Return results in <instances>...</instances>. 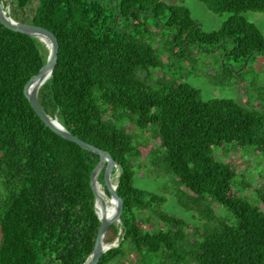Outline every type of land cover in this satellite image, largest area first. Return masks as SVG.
<instances>
[{
  "label": "trees",
  "instance_id": "16d2710c",
  "mask_svg": "<svg viewBox=\"0 0 264 264\" xmlns=\"http://www.w3.org/2000/svg\"><path fill=\"white\" fill-rule=\"evenodd\" d=\"M199 1L231 16L208 30L185 0L10 1L15 20L47 27L59 41L52 76L39 90L43 109L108 151L121 168L124 236L120 223L110 224L105 242H121L97 264H154V258L156 264H188V257L198 264H264V188L247 193L251 183L243 167L216 154L235 143L264 155V105L205 99L187 80L205 75L217 84L222 71L243 74L251 58L264 53V33L243 15L264 13V0ZM210 52H219L212 66L198 68ZM48 53L39 38L0 21V264H83L101 225L91 186L100 155L55 132L25 93ZM150 68L163 72L157 88L137 74ZM179 69L186 70L180 75ZM129 119L142 129L157 125L156 147L163 154L158 161L192 199H213L234 220L202 208L203 226L192 229L196 239L181 251L176 241L186 237L185 220L159 210L165 196L135 185L128 155L137 150ZM148 209L157 218L151 228L141 216Z\"/></svg>",
  "mask_w": 264,
  "mask_h": 264
},
{
  "label": "rangeland",
  "instance_id": "374dc122",
  "mask_svg": "<svg viewBox=\"0 0 264 264\" xmlns=\"http://www.w3.org/2000/svg\"><path fill=\"white\" fill-rule=\"evenodd\" d=\"M165 1L169 3L180 2V0ZM184 3L191 9L193 16L200 20L208 30L220 28L231 16V13L227 11L220 14L214 13L199 0H185ZM243 15L254 22L264 33V13L246 11L243 12ZM218 53L210 52L206 57H201L197 67L200 69L211 67L212 60L215 56H218ZM179 64L185 65L176 62L177 66ZM227 67H230V65H227ZM175 68L172 71H175ZM184 70L186 69H179L178 74L182 75L181 72ZM242 71L243 74L234 72L233 68L232 71L227 69L226 73L222 71V75H219L220 79L216 80L217 84H213L205 75H189L187 80L201 90L205 99L214 97L234 98L239 102L260 100L264 105V53L257 52L251 58L245 70ZM162 73L154 68L149 70L139 69L137 71L138 76L153 88H157ZM126 125L129 126V130L133 135L137 150L136 154L128 155L134 165L135 185L165 196L166 200L159 210L185 220L186 227H184V231L186 237L183 240L176 241L177 247L181 251H186L192 247L190 243L196 239L195 235L189 234L192 229L203 226L204 221L199 212L202 208L213 210L218 216L234 220L233 214L227 206L209 198L196 199V201L192 199L193 194L191 191L181 183L174 173L168 170L164 163L158 161V158H162L163 154L156 147L157 125L151 124L142 129L131 119L127 121ZM216 152L219 159H231L243 167L245 179L251 183V186L246 189L247 193L252 195L257 188H264V155L256 152L254 146L239 148L237 144L229 143L218 147ZM242 178L239 176L240 180ZM180 196L183 198V203H181ZM141 216L148 228L153 227L152 225L157 222L156 214L149 209L145 210ZM147 258H149L148 255ZM152 261L156 264L155 258ZM186 262L188 264H198L189 257Z\"/></svg>",
  "mask_w": 264,
  "mask_h": 264
},
{
  "label": "water",
  "instance_id": "95a60500",
  "mask_svg": "<svg viewBox=\"0 0 264 264\" xmlns=\"http://www.w3.org/2000/svg\"><path fill=\"white\" fill-rule=\"evenodd\" d=\"M11 1V0H10ZM10 1L6 5L3 4V0H0V21L6 25L8 28L26 33L28 35L35 36L45 43L48 48V59L47 62L42 66L37 74H35L25 86V93L34 108L35 112L39 117L55 132L63 136L64 138L74 141L81 145L82 147L92 150L100 155V160L93 169L91 173V186L95 194V208L97 212V201H98V189L97 184L99 181V176L104 170V186L108 190V195L114 197L117 200V208L112 216H107V214L98 217L101 221L99 231L97 234L96 242L92 253L86 259L83 264H97L105 251L112 247L118 246L120 244L119 237H117L113 242L106 243L104 238L107 230L111 223L118 222L121 225V232L124 236V226L122 223V212L124 201L123 198L117 192L118 180L121 174L120 165L114 159V157L106 150L101 149L83 139L77 135L70 132L57 117H52L49 115L42 107L39 100V90L41 86L46 82V80L52 76L54 67L57 63L58 53H59V41L56 34L48 29L47 27L33 24V23H23L15 20L10 15ZM117 174L116 182L112 183V175ZM102 204L105 207V200L101 198Z\"/></svg>",
  "mask_w": 264,
  "mask_h": 264
},
{
  "label": "bare ground",
  "instance_id": "6f19581e",
  "mask_svg": "<svg viewBox=\"0 0 264 264\" xmlns=\"http://www.w3.org/2000/svg\"><path fill=\"white\" fill-rule=\"evenodd\" d=\"M97 189H98V201H97L98 214L100 216H103L105 214H107V216L109 217L112 216L115 213L116 208H117V200L114 197L108 195L105 189V186L101 182H98ZM101 198L105 200V207L102 204ZM106 243H109V242H106Z\"/></svg>",
  "mask_w": 264,
  "mask_h": 264
}]
</instances>
